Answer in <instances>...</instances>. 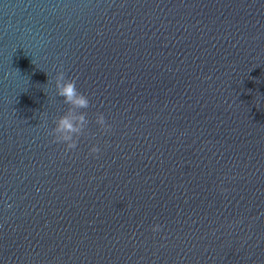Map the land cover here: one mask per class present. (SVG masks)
I'll return each mask as SVG.
<instances>
[{
  "label": "water",
  "instance_id": "1",
  "mask_svg": "<svg viewBox=\"0 0 264 264\" xmlns=\"http://www.w3.org/2000/svg\"><path fill=\"white\" fill-rule=\"evenodd\" d=\"M0 264H264V0H0Z\"/></svg>",
  "mask_w": 264,
  "mask_h": 264
}]
</instances>
